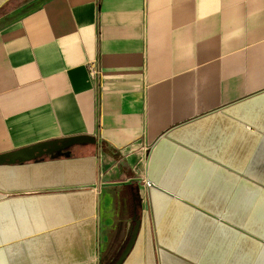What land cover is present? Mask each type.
<instances>
[{"label":"crops","instance_id":"obj_1","mask_svg":"<svg viewBox=\"0 0 264 264\" xmlns=\"http://www.w3.org/2000/svg\"><path fill=\"white\" fill-rule=\"evenodd\" d=\"M80 136L0 165V264H264V0H0V154Z\"/></svg>","mask_w":264,"mask_h":264},{"label":"water","instance_id":"obj_2","mask_svg":"<svg viewBox=\"0 0 264 264\" xmlns=\"http://www.w3.org/2000/svg\"><path fill=\"white\" fill-rule=\"evenodd\" d=\"M86 142H94L91 136L69 137L62 140H48V142L33 144L26 148L17 149L0 154V165L2 163L16 164L24 161H38L44 157L55 158L59 156L70 155V149L74 145L84 144ZM134 226L129 236L128 244L121 252V256L115 261L114 264H120L126 256L131 244L135 240L136 231L140 222L134 217Z\"/></svg>","mask_w":264,"mask_h":264},{"label":"built area","instance_id":"obj_3","mask_svg":"<svg viewBox=\"0 0 264 264\" xmlns=\"http://www.w3.org/2000/svg\"><path fill=\"white\" fill-rule=\"evenodd\" d=\"M95 72H96V71H95L94 67L90 66V73H91L92 75H94ZM145 183H146V184H149L148 181H146Z\"/></svg>","mask_w":264,"mask_h":264},{"label":"rangeland","instance_id":"obj_4","mask_svg":"<svg viewBox=\"0 0 264 264\" xmlns=\"http://www.w3.org/2000/svg\"><path fill=\"white\" fill-rule=\"evenodd\" d=\"M138 171H139V174H140V171H141V166H140V167H138Z\"/></svg>","mask_w":264,"mask_h":264}]
</instances>
